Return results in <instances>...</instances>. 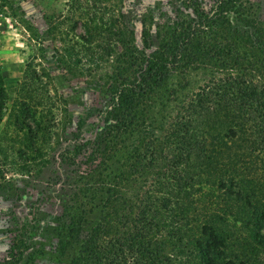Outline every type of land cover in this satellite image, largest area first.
<instances>
[{
	"label": "trees",
	"instance_id": "trees-1",
	"mask_svg": "<svg viewBox=\"0 0 264 264\" xmlns=\"http://www.w3.org/2000/svg\"><path fill=\"white\" fill-rule=\"evenodd\" d=\"M104 1L91 0L87 17L67 15L49 25L62 35L54 50L64 71L90 72L115 58L104 85L110 105L99 112L96 138L77 140L87 124L80 120L71 149L56 157L76 163L82 155L88 165L83 173L104 176L99 183L109 187L95 194L103 216L83 235L86 217L66 213L70 230L58 233L57 253L73 250L68 264H264V83L245 73L213 75L156 130L144 104L176 68L200 59L242 67L245 56L236 40L201 38L202 29L218 20L199 10L151 52L152 34L144 28L140 49L123 13ZM250 6V0H222L218 11L243 17ZM80 24L83 33H76ZM247 26L250 20L246 29L228 23V31L249 36ZM23 73L11 108L0 73V124L8 116L13 130L0 138L6 162L0 160V174L9 160L17 172L42 170L60 145L61 107L36 57ZM29 238L25 231L15 236L6 264L21 263Z\"/></svg>",
	"mask_w": 264,
	"mask_h": 264
},
{
	"label": "rangeland",
	"instance_id": "rangeland-1",
	"mask_svg": "<svg viewBox=\"0 0 264 264\" xmlns=\"http://www.w3.org/2000/svg\"><path fill=\"white\" fill-rule=\"evenodd\" d=\"M0 0V73L8 92V107H12L18 94L23 71L29 60L36 57L45 79L50 83L51 93L59 101L60 145L52 152L49 166L30 174L17 172L9 160L0 174V264H6L15 236L25 231L29 235L30 248L24 253L20 264H68L69 255L57 253V236L70 230L71 220L66 213L84 215L83 235L101 220L102 202L95 194L102 184L99 173H83L87 169L84 156L77 162H64L58 157L64 149H71L75 138L71 133L78 131L80 120L87 124L78 132V141L95 139L99 112L110 105V97L104 91L107 77L112 74L115 58L104 62L100 68L64 71L56 60L55 46L62 44V35L50 30V22L58 24L67 15L74 17L91 15V0ZM222 0H105L110 7L123 13V20L135 33V44L145 48L144 28L152 34L151 52L179 26L182 19L197 18V11H204L218 20V25L202 29L201 38L208 43L236 40L240 45L242 67L226 68L217 61L200 59L187 69L176 68L165 83L157 88L144 104V116L156 130L163 125L177 108L178 102L192 93L213 75L245 73L248 77L264 83V0H250L251 6L240 17L234 12L218 11ZM71 4V6H70ZM245 4V2H244ZM246 6V5H245ZM239 17V18H238ZM195 18V19H196ZM224 20H221V19ZM251 35L231 34L228 23L245 28ZM68 25L64 26L67 30ZM83 33L80 24L76 33ZM8 117V116H7ZM7 117L0 124V138L8 128ZM158 132V131H157ZM3 157V156H1ZM2 162H5L0 158ZM6 163V162H5ZM8 171V172H6ZM111 172V170H108ZM113 173V172H112ZM92 176V177H91ZM114 179V175L110 177ZM131 184L126 191L131 193ZM102 193L100 194V196ZM92 211L90 212V210Z\"/></svg>",
	"mask_w": 264,
	"mask_h": 264
}]
</instances>
